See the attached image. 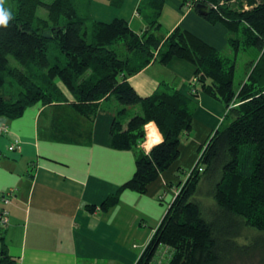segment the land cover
Instances as JSON below:
<instances>
[{
    "label": "trees",
    "instance_id": "trees-1",
    "mask_svg": "<svg viewBox=\"0 0 264 264\" xmlns=\"http://www.w3.org/2000/svg\"><path fill=\"white\" fill-rule=\"evenodd\" d=\"M89 2L10 0V7L4 5L13 19L0 27V118H17L36 103H67L93 118L100 101L114 96L120 105L113 110L111 147L139 149L132 176L99 204L106 211L124 189L145 193L177 159L192 130L194 97L199 91L213 97L226 114L200 146L134 264H235L236 258L264 264V0H192L193 7L209 6L202 15L208 22L226 28L232 57L180 26L160 36L164 0L140 1L136 10L146 24L141 33L124 18L93 19ZM249 48L259 56L236 87V55ZM173 57L194 66L190 94L163 82L142 96L129 82L151 61L166 64ZM137 104L139 110L131 112ZM150 121L163 142L146 151L139 145ZM0 264H14L3 245Z\"/></svg>",
    "mask_w": 264,
    "mask_h": 264
},
{
    "label": "crops",
    "instance_id": "crops-1",
    "mask_svg": "<svg viewBox=\"0 0 264 264\" xmlns=\"http://www.w3.org/2000/svg\"><path fill=\"white\" fill-rule=\"evenodd\" d=\"M140 1L90 0L89 12L93 19L105 22L124 18L141 33L146 24L136 10ZM159 19L165 25L160 36L180 26L219 50L227 46L226 28L208 22L183 0H164ZM193 73L190 62L173 57L166 64L151 61L128 80L142 96L151 94L162 81L190 94ZM194 100V133L182 139L177 159L148 184L145 193L124 189L106 211L99 204L132 176L139 149L111 147L117 100H101L93 118L82 116L67 103H36L17 118H0V125L8 127L0 134V195L13 189L6 205L8 221L0 224V251L5 246L14 264H134L177 184L191 170L202 142L226 114L223 103L201 91ZM150 123L161 136L156 124ZM153 142L146 134L139 147L148 151ZM181 158H187V165Z\"/></svg>",
    "mask_w": 264,
    "mask_h": 264
},
{
    "label": "rangeland",
    "instance_id": "rangeland-1",
    "mask_svg": "<svg viewBox=\"0 0 264 264\" xmlns=\"http://www.w3.org/2000/svg\"><path fill=\"white\" fill-rule=\"evenodd\" d=\"M45 2H51L52 0H44ZM86 0H82V2H85ZM5 5L7 6V7H10L11 6V4H10V0H5ZM186 5H188V4H186ZM191 7L193 6L192 4L190 5ZM45 8L43 9V8H40V13H42V14H45ZM164 27H165V25L163 24V25H161V27L159 28V30H157V33H164ZM221 52L224 54V55H228V56H230V57H232L233 56V50H232V48H230L229 47V45L227 44V46H226V48H224V49H222L221 50ZM258 56H259V52H258V50L257 49H255V48H249V49H247V50H240L238 53H237V55H236V66H235V71H234V86H236V87H238L239 85H240V83L241 82H243L246 78H247V75H248V73H249V71H250V64H251V62L252 61H255L257 58H258ZM12 60V59H11ZM193 81H195V77L192 79V81L191 82H193ZM162 83H163V81H162ZM60 86L65 90L66 88L62 85V84H60ZM112 99L113 100H115L116 101V99H115V97L114 96H112ZM112 102V100H110L108 103L110 104ZM194 103H195V107H197V102L196 101H194ZM107 104V103H106ZM119 104V103H118ZM108 105V104H107ZM120 105V104H119ZM136 110H139V105L137 104V105H133V106H131V112H134V111H136ZM228 121H230V119L228 118V119H226L225 121H224V123H227ZM147 125L146 126H148L149 127V125L150 124H152V123H150V122H148V123H146ZM145 126V125H144ZM153 126H154V124H153ZM155 127V126H154ZM148 129V128H147ZM147 129L144 127V130H145V136H146V134L147 135H149V133L147 132ZM150 130V129H149ZM194 133V127L192 128V130H191V132H190V134L192 135ZM211 134V133H210ZM209 134V135H210ZM208 135V136H209ZM211 136V135H210ZM209 136V137H210ZM209 137H207L208 139H209ZM205 139L203 142H202V146L204 145V143L206 142V140H208V139ZM194 153L195 154H197V150L195 149L194 150ZM181 159H183V164H185V165H187V163H188V161H187V158L185 159V158H181ZM185 159V160H184ZM190 160V159H189ZM194 161L192 162V164L190 165V167H193V165H194ZM180 173V172H179ZM166 207H167V205H166ZM245 233L249 236V235H251V234H255V232L254 231H245ZM242 239V238H241ZM240 239V240H241ZM141 249V248H140ZM138 250V249H137ZM235 264H259V263H257L256 262V259L255 260H253V259H240V258H236L235 259Z\"/></svg>",
    "mask_w": 264,
    "mask_h": 264
},
{
    "label": "built area",
    "instance_id": "built-area-1",
    "mask_svg": "<svg viewBox=\"0 0 264 264\" xmlns=\"http://www.w3.org/2000/svg\"><path fill=\"white\" fill-rule=\"evenodd\" d=\"M185 2L188 5L192 4V0H186ZM146 125L147 124H145L144 127L147 129L148 126ZM7 130H8V127L6 124L0 125V134L5 133ZM9 148H12V146H9ZM12 195H13L12 188H9L8 190L2 192L0 195V200L2 201V204H3V206L0 208V224L2 226H4L8 221V209L6 208V205L10 202Z\"/></svg>",
    "mask_w": 264,
    "mask_h": 264
},
{
    "label": "clouds",
    "instance_id": "clouds-1",
    "mask_svg": "<svg viewBox=\"0 0 264 264\" xmlns=\"http://www.w3.org/2000/svg\"><path fill=\"white\" fill-rule=\"evenodd\" d=\"M5 0H0V27H7L10 20L13 19V13L10 9L5 8ZM163 142L162 136H158L153 144H159ZM151 147V145H150Z\"/></svg>",
    "mask_w": 264,
    "mask_h": 264
},
{
    "label": "water",
    "instance_id": "water-1",
    "mask_svg": "<svg viewBox=\"0 0 264 264\" xmlns=\"http://www.w3.org/2000/svg\"><path fill=\"white\" fill-rule=\"evenodd\" d=\"M221 1H229V0H221ZM195 8H196L197 12L199 14H201V15H205L208 12V10H209V6L206 3H204V2H197L195 4ZM44 34L46 36L50 35L49 33H47V34L44 33Z\"/></svg>",
    "mask_w": 264,
    "mask_h": 264
},
{
    "label": "bare ground",
    "instance_id": "bare-ground-1",
    "mask_svg": "<svg viewBox=\"0 0 264 264\" xmlns=\"http://www.w3.org/2000/svg\"><path fill=\"white\" fill-rule=\"evenodd\" d=\"M149 127H150L149 138H150V140H155L158 137L157 130L153 126V124H150Z\"/></svg>",
    "mask_w": 264,
    "mask_h": 264
}]
</instances>
